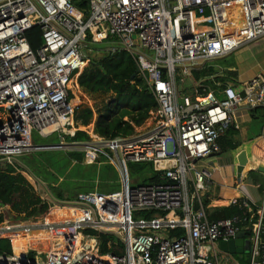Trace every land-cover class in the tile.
Listing matches in <instances>:
<instances>
[{"label": "built area", "instance_id": "built-area-1", "mask_svg": "<svg viewBox=\"0 0 264 264\" xmlns=\"http://www.w3.org/2000/svg\"><path fill=\"white\" fill-rule=\"evenodd\" d=\"M225 8H238L243 24L237 34L224 32L219 10ZM34 27L41 32V45L32 51L26 33ZM262 36L264 0H0V109L8 114L0 126L1 162L14 164L38 151L33 133L57 134L59 144L65 136L74 137L76 105L67 87L72 74L86 66L89 59L82 53L87 50L126 52L157 105L151 117L161 119L129 138L83 142L88 145L79 150L83 163L104 157L118 172L119 190L80 194L66 205L52 202L41 221L0 227V240L11 246L10 255L0 254V264H264V207L255 209L246 196L234 197L227 204L237 213L210 221L205 194L212 173L196 167L218 152L217 140L232 126L236 110L264 107V83L252 80L242 94L228 85L220 96H201L198 87L184 105L176 87L178 70L186 76L192 66ZM140 163L151 164L161 183L134 185L129 164ZM63 210L69 216L62 217ZM145 213L149 219H134ZM44 229L72 234L50 249L13 254L9 234ZM86 231L115 237L122 254H101L99 242ZM239 232L249 240L246 260L244 253L219 249ZM79 233L94 246L70 250V239Z\"/></svg>", "mask_w": 264, "mask_h": 264}, {"label": "trees", "instance_id": "trees-1", "mask_svg": "<svg viewBox=\"0 0 264 264\" xmlns=\"http://www.w3.org/2000/svg\"><path fill=\"white\" fill-rule=\"evenodd\" d=\"M26 39L30 49L35 51L41 45L39 28L29 30ZM134 72L135 64L130 56L116 51L97 60H88L85 67L72 74L67 93L69 101L76 105L73 120L76 133L72 138L63 137L65 143L85 144L83 142L92 138H129L161 122V119L151 117L150 113L155 112L157 105L139 76L131 78ZM195 76L198 79L203 72ZM7 121V112L0 109V126ZM48 138L59 141H43ZM60 142L57 134L47 138L38 134L33 137L35 145ZM79 150L82 149L33 151L18 158L14 164L0 161V227L23 221H41L48 217L52 201L74 203L80 194L118 191L116 168L102 156L95 164L86 165ZM129 171L134 185L161 183L160 174L154 172L149 163L130 164ZM42 187L44 197L38 191ZM236 213L237 210L230 206L213 208L208 211V219L231 218ZM134 219H149V215H136ZM84 234L99 242L101 254H122V245L115 237L95 231ZM2 253L11 254L6 239L0 240Z\"/></svg>", "mask_w": 264, "mask_h": 264}, {"label": "crops", "instance_id": "crops-1", "mask_svg": "<svg viewBox=\"0 0 264 264\" xmlns=\"http://www.w3.org/2000/svg\"><path fill=\"white\" fill-rule=\"evenodd\" d=\"M201 72L203 76L196 79L195 74ZM186 77L191 80L193 93L202 88L201 96H220L228 85L242 94L250 81L264 83V36L223 57L201 62L188 70ZM232 120V126L217 140L218 152L196 164L198 169L212 173L205 194L208 211L226 207L230 199L238 196H246L255 209L264 207V107H241L233 113ZM240 153L245 154L247 163L238 179Z\"/></svg>", "mask_w": 264, "mask_h": 264}, {"label": "bare ground", "instance_id": "bare-ground-1", "mask_svg": "<svg viewBox=\"0 0 264 264\" xmlns=\"http://www.w3.org/2000/svg\"><path fill=\"white\" fill-rule=\"evenodd\" d=\"M222 14V22L224 31L226 34H237L242 29V19L238 12V8H225L219 10ZM233 19V22L228 23V20ZM64 149L72 148H87L86 144H69L63 143L60 145ZM58 213H60L58 211ZM79 213V212H78ZM62 217L69 216L68 210H63L61 212ZM72 234L69 229H52V230H34L30 234L25 235L21 232L9 234L10 239L12 240V249L15 256L21 257L27 248L31 249H40L47 248L50 249L53 246V242L63 244V240ZM95 242L88 239L86 236L79 233L76 235L75 239H70L69 246L70 250L84 252L94 246ZM75 245V246H74ZM74 246V249H73ZM103 260V259H100Z\"/></svg>", "mask_w": 264, "mask_h": 264}, {"label": "water", "instance_id": "water-1", "mask_svg": "<svg viewBox=\"0 0 264 264\" xmlns=\"http://www.w3.org/2000/svg\"><path fill=\"white\" fill-rule=\"evenodd\" d=\"M83 56L89 60H97L102 58L105 54L103 53H92L91 51L87 50L84 51ZM194 68V66H192ZM138 74V68L135 67V72L131 76V78H135ZM61 144H52V145H39L36 147L38 151H47V150H68L60 147ZM237 167H236V177L240 179L241 173L247 163L246 157L244 153H240L237 158ZM244 232H239L236 235L234 240L228 242H221L219 243V249L222 252L229 253L231 255H242L244 253ZM138 264H142L141 261Z\"/></svg>", "mask_w": 264, "mask_h": 264}, {"label": "rangeland", "instance_id": "rangeland-1", "mask_svg": "<svg viewBox=\"0 0 264 264\" xmlns=\"http://www.w3.org/2000/svg\"><path fill=\"white\" fill-rule=\"evenodd\" d=\"M181 80H182V82H180ZM191 84L192 83H191L190 78L182 75L181 71L178 70L177 78H176V87H177V90L179 92V97H178L179 104L184 105V99L185 98H188V101L192 102L193 96L191 95V93L193 94V88H190ZM35 135H36V133H33V137ZM66 140L67 139H65V141ZM43 141H45V142H57L59 140L57 138H48V139H45ZM130 175H131V173H130ZM130 179H131L132 182H134L133 179L131 178V176H130ZM42 189H43V187L42 188H38V191L44 197L45 195L43 194V192H42L43 190ZM223 197H225V196H223ZM52 202H56L57 206L62 205V204L66 205V203H67V202H57V201H52ZM52 202H50V203H52ZM249 249H250L249 240L245 239L244 240V254L242 255L245 260L248 258L247 254L249 253Z\"/></svg>", "mask_w": 264, "mask_h": 264}]
</instances>
